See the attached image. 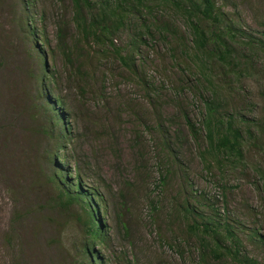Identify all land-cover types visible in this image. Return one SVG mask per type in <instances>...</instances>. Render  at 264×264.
<instances>
[{
    "label": "rangeland",
    "instance_id": "1",
    "mask_svg": "<svg viewBox=\"0 0 264 264\" xmlns=\"http://www.w3.org/2000/svg\"><path fill=\"white\" fill-rule=\"evenodd\" d=\"M109 1L124 14L122 26L84 34L70 0H0V264H85L83 211L59 203L48 179L55 138L34 84L39 66L26 22L65 104L66 168L103 195L107 239L95 250L104 264H237L228 240L218 254L203 253L200 224L208 219L264 264V50L236 36L221 62L195 48L173 5ZM213 2L243 35L264 41V0ZM83 16L101 21L100 6ZM118 53L130 55L131 71ZM211 103L213 122L239 131L237 152L209 151Z\"/></svg>",
    "mask_w": 264,
    "mask_h": 264
},
{
    "label": "trees",
    "instance_id": "2",
    "mask_svg": "<svg viewBox=\"0 0 264 264\" xmlns=\"http://www.w3.org/2000/svg\"><path fill=\"white\" fill-rule=\"evenodd\" d=\"M73 11H74V21L77 28H81L84 34L88 32V29L94 30L95 25L102 24L101 27H95V29H100L105 31L107 34L111 31H116L122 26L124 22V14H115V11L119 10L118 5L112 10V5L109 0H70ZM126 1V0H125ZM166 4L173 5L179 12L181 17L186 19L187 25L191 30L193 38V43L195 48L202 53V51H210L208 56L216 57L221 62H226L230 55L229 44L236 36L245 39L244 45L251 48L256 47L260 50H264V41L252 40L251 36L243 35L241 31L237 30L236 23L229 21L225 18V14L222 12L221 8L216 6L213 0H161ZM147 0H137L138 4H143ZM94 4L100 6V12L102 15L101 21L89 20L87 22L83 16ZM120 5V3H119ZM23 13L27 14L26 11ZM114 17V22L110 26L107 22ZM226 21V22H224ZM29 22H26V32L27 42L30 44L32 51L34 52V58L38 62L39 72L35 76L34 84L38 87L39 98L42 101V108L46 118L49 122L50 133L54 135V142L52 147V152H47L45 156L47 162L53 163L52 173L49 176V180L52 184L56 185L57 191V201L68 205H78L83 211L82 221L85 237L81 245V253L85 264H104L99 253L95 250L97 245H103L106 243L107 235L103 232V226L99 222V207L102 206L103 195L99 192L98 188L94 186H89L84 184L82 176L77 171L73 176L71 170L67 167L68 161L65 157L60 154L68 145L71 139H69L70 128L66 122L65 104L64 102L55 97L53 93L54 79L49 77L48 68L44 64V54L37 45L41 42L38 38V34L33 32L31 27H29ZM29 28V30H28ZM111 30V31H110ZM94 32V31H93ZM95 33V32H94ZM245 33V32H244ZM66 38L63 36V32L59 30L57 32V42L63 44ZM134 45V44H133ZM209 49V50H208ZM119 61L127 66L128 71L134 66L133 62L130 60V55L121 56L118 53ZM84 85H81V88ZM206 119L205 128L209 151L215 150L217 152H222V150L236 151V146L239 144L240 133L238 130L232 128V124H228L225 130L219 128V123H214L215 113H217V105L211 103L206 104ZM191 130L194 133L193 128ZM208 151V150H207ZM75 177V178H74ZM103 209V206H102ZM185 211V212H184ZM183 211V214L188 216L190 214L189 209ZM196 229L198 225L195 222L190 224ZM202 231L200 233L203 235L200 238L201 249L203 253L206 251H213V253L218 254L221 248V243L223 241H230V246L225 249L226 253L231 257V259L237 264H258L255 260L248 258L240 253L239 245L236 240L235 235L229 228L224 230L225 238L222 239L217 232V229L211 219L206 222H202ZM125 227V226H124ZM204 233V234H203ZM205 237L208 239H203ZM211 244L214 245L215 250H211ZM204 260V257L201 258Z\"/></svg>",
    "mask_w": 264,
    "mask_h": 264
}]
</instances>
